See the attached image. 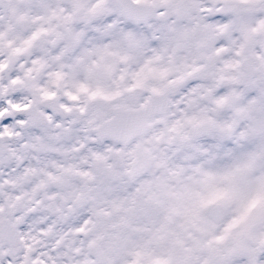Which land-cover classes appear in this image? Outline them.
Wrapping results in <instances>:
<instances>
[{"label": "snow or ice", "instance_id": "snow-or-ice-1", "mask_svg": "<svg viewBox=\"0 0 264 264\" xmlns=\"http://www.w3.org/2000/svg\"><path fill=\"white\" fill-rule=\"evenodd\" d=\"M0 264H264V0H0Z\"/></svg>", "mask_w": 264, "mask_h": 264}]
</instances>
